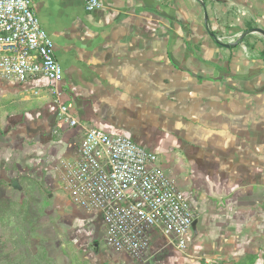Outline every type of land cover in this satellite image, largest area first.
I'll return each instance as SVG.
<instances>
[{"label": "crops", "instance_id": "1", "mask_svg": "<svg viewBox=\"0 0 264 264\" xmlns=\"http://www.w3.org/2000/svg\"><path fill=\"white\" fill-rule=\"evenodd\" d=\"M34 8L55 44L62 93L44 78H0L10 138L43 142L59 126L78 140L81 130L57 118L65 102L82 124L156 153L189 196L192 237L167 264H264V0H101L93 12L83 0H35Z\"/></svg>", "mask_w": 264, "mask_h": 264}, {"label": "built area", "instance_id": "2", "mask_svg": "<svg viewBox=\"0 0 264 264\" xmlns=\"http://www.w3.org/2000/svg\"><path fill=\"white\" fill-rule=\"evenodd\" d=\"M85 9L101 0H83ZM35 0H0V78L15 84L37 79L54 83L62 69L55 44L41 27ZM57 118L81 136L70 158L59 159L58 184L74 207L98 216L105 249L138 258L154 233L176 250L187 248L197 214L189 198L169 177L156 153L131 138L82 124L68 104L57 101Z\"/></svg>", "mask_w": 264, "mask_h": 264}, {"label": "rangeland", "instance_id": "3", "mask_svg": "<svg viewBox=\"0 0 264 264\" xmlns=\"http://www.w3.org/2000/svg\"><path fill=\"white\" fill-rule=\"evenodd\" d=\"M6 109L0 97V264H167L186 251L156 237L138 258L107 251L98 216L74 207L58 184L59 159L72 157L78 136L55 126L43 142L20 146L4 130Z\"/></svg>", "mask_w": 264, "mask_h": 264}, {"label": "water", "instance_id": "4", "mask_svg": "<svg viewBox=\"0 0 264 264\" xmlns=\"http://www.w3.org/2000/svg\"><path fill=\"white\" fill-rule=\"evenodd\" d=\"M13 186H16V183L13 184ZM195 221L193 222V226L195 225ZM91 247L93 248V250H95L96 252L98 251V244L96 242H94L93 244H91Z\"/></svg>", "mask_w": 264, "mask_h": 264}, {"label": "trees", "instance_id": "5", "mask_svg": "<svg viewBox=\"0 0 264 264\" xmlns=\"http://www.w3.org/2000/svg\"><path fill=\"white\" fill-rule=\"evenodd\" d=\"M259 55L264 59V49L259 52Z\"/></svg>", "mask_w": 264, "mask_h": 264}]
</instances>
